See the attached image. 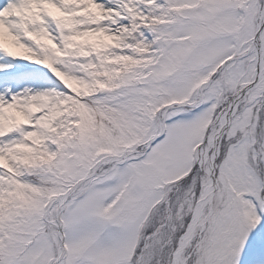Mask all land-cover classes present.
<instances>
[{
	"label": "snow or ice",
	"instance_id": "6c2138e0",
	"mask_svg": "<svg viewBox=\"0 0 264 264\" xmlns=\"http://www.w3.org/2000/svg\"><path fill=\"white\" fill-rule=\"evenodd\" d=\"M0 264H264V0H0Z\"/></svg>",
	"mask_w": 264,
	"mask_h": 264
}]
</instances>
